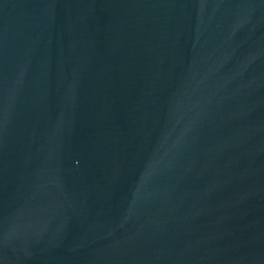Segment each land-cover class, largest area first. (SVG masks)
<instances>
[{
    "label": "water",
    "instance_id": "obj_1",
    "mask_svg": "<svg viewBox=\"0 0 264 264\" xmlns=\"http://www.w3.org/2000/svg\"><path fill=\"white\" fill-rule=\"evenodd\" d=\"M0 264H264V0H0Z\"/></svg>",
    "mask_w": 264,
    "mask_h": 264
}]
</instances>
